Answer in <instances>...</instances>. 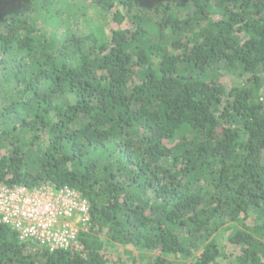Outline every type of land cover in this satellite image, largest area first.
<instances>
[{
	"label": "trees",
	"instance_id": "16d2710c",
	"mask_svg": "<svg viewBox=\"0 0 264 264\" xmlns=\"http://www.w3.org/2000/svg\"><path fill=\"white\" fill-rule=\"evenodd\" d=\"M0 184L92 218L54 253L0 225V264H264V0H0Z\"/></svg>",
	"mask_w": 264,
	"mask_h": 264
},
{
	"label": "built area",
	"instance_id": "2783aa9c",
	"mask_svg": "<svg viewBox=\"0 0 264 264\" xmlns=\"http://www.w3.org/2000/svg\"><path fill=\"white\" fill-rule=\"evenodd\" d=\"M0 225L10 227L20 241L36 242L51 253L67 251L91 231V205L69 187L0 184Z\"/></svg>",
	"mask_w": 264,
	"mask_h": 264
},
{
	"label": "rangeland",
	"instance_id": "374dc122",
	"mask_svg": "<svg viewBox=\"0 0 264 264\" xmlns=\"http://www.w3.org/2000/svg\"><path fill=\"white\" fill-rule=\"evenodd\" d=\"M91 15V14H89ZM221 82L228 88L236 87L240 85L241 78L236 72L224 71L221 74ZM49 186V185H48ZM228 232L225 230L220 237V242L224 246ZM109 253L111 256V264H143L145 260L142 258L144 254H150L147 252H141L134 248L123 247L119 245H109Z\"/></svg>",
	"mask_w": 264,
	"mask_h": 264
}]
</instances>
